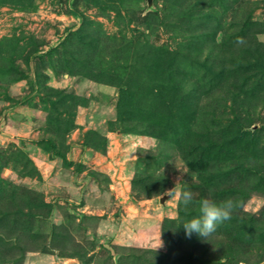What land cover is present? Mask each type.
<instances>
[{
    "label": "rangeland",
    "instance_id": "374dc122",
    "mask_svg": "<svg viewBox=\"0 0 264 264\" xmlns=\"http://www.w3.org/2000/svg\"><path fill=\"white\" fill-rule=\"evenodd\" d=\"M0 264H264V0H0Z\"/></svg>",
    "mask_w": 264,
    "mask_h": 264
},
{
    "label": "clouds",
    "instance_id": "9594fccd",
    "mask_svg": "<svg viewBox=\"0 0 264 264\" xmlns=\"http://www.w3.org/2000/svg\"><path fill=\"white\" fill-rule=\"evenodd\" d=\"M236 42L238 44L244 43V40L242 37H238ZM178 183L179 182H177L176 185ZM176 185L173 189L165 193V195H168L171 199L176 198L177 200L182 201L184 206L187 207L193 201V193L190 190H180ZM199 205L200 215L193 217L190 221L182 225L185 229L186 236L189 238L193 233H196L201 237H207L212 234L216 230L218 224L231 219L235 207V204L231 199H226L217 203L208 198H204L199 202ZM161 246L162 241L157 248Z\"/></svg>",
    "mask_w": 264,
    "mask_h": 264
},
{
    "label": "water",
    "instance_id": "95a60500",
    "mask_svg": "<svg viewBox=\"0 0 264 264\" xmlns=\"http://www.w3.org/2000/svg\"><path fill=\"white\" fill-rule=\"evenodd\" d=\"M149 4H151L152 0H148ZM167 199V197H164L161 199L162 202H164Z\"/></svg>",
    "mask_w": 264,
    "mask_h": 264
},
{
    "label": "crops",
    "instance_id": "0c3cea01",
    "mask_svg": "<svg viewBox=\"0 0 264 264\" xmlns=\"http://www.w3.org/2000/svg\"><path fill=\"white\" fill-rule=\"evenodd\" d=\"M64 263H66V261Z\"/></svg>",
    "mask_w": 264,
    "mask_h": 264
}]
</instances>
